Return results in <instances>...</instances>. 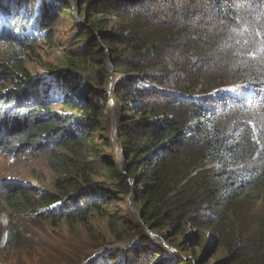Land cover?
<instances>
[{
  "label": "trees",
  "instance_id": "1",
  "mask_svg": "<svg viewBox=\"0 0 264 264\" xmlns=\"http://www.w3.org/2000/svg\"><path fill=\"white\" fill-rule=\"evenodd\" d=\"M76 4L83 25L72 20L70 50L34 81L24 57L40 33L49 42L71 0H0V84L15 87L0 91V154L41 150L56 175L52 194L38 198L32 187L0 185L6 255L21 246L16 217L30 211L101 222L116 241L152 233L187 255L142 246L110 254L112 264H194L199 249L219 256L215 264H264V0ZM229 86L242 94L219 93ZM129 194L140 221L108 209Z\"/></svg>",
  "mask_w": 264,
  "mask_h": 264
},
{
  "label": "rangeland",
  "instance_id": "2",
  "mask_svg": "<svg viewBox=\"0 0 264 264\" xmlns=\"http://www.w3.org/2000/svg\"><path fill=\"white\" fill-rule=\"evenodd\" d=\"M72 1L75 6V16L71 13L70 16L67 10L59 11L57 19L53 21L49 28V34H51L49 42L45 37L46 34L44 32L40 33V39L35 46V53L32 55L27 54V58L24 57L25 69L34 81L35 79L47 77L48 68H59L61 66V53L67 49L70 50L72 44L71 42L69 44L68 41H70L75 30L73 27L74 17L78 16L76 0ZM1 35L5 34L2 33ZM14 89L12 83L3 82L0 84V91L2 92H14ZM226 92L242 94L243 90L239 86H229L219 93ZM54 108L59 109L57 106H54ZM110 114V110H107L106 115L109 126ZM113 147L115 149V145ZM55 176V173L42 157L41 150L34 152L32 155L24 154L18 157L0 154V185L14 184L32 187V189L39 192H34L32 196L38 198L39 194H52V184ZM58 204L43 207L42 210L55 209ZM260 208L263 210L264 206ZM108 209L111 211L129 210L126 199L113 202L108 206ZM129 211L137 219L134 213L131 210ZM135 214H137L136 211ZM14 223L22 231L21 246L7 256L5 241L8 216L7 213L0 214V264H112L107 259L110 254L115 255L121 250L138 251L142 246L156 247L160 244L163 245L161 240L154 238L151 234L147 238L144 234H138L123 241H116V238L111 236L108 230L104 228V224L98 221H92L91 227L87 228L84 225L71 224L64 219L59 223L43 221L36 214L28 211L18 215ZM211 239L213 240V238ZM209 243H211L210 245L214 244L211 241ZM164 248L172 254L176 252L174 247L168 248L166 246ZM98 251L100 252L97 253ZM205 253V249L196 250L194 264H215V261L220 258L219 256H216L217 258H213L211 255L206 256ZM175 254V257H180L182 260L186 259L187 256L186 254L179 256L177 252ZM159 257H161L160 260L163 257L166 259V256ZM166 260L165 264H176ZM157 263V260H153V264ZM115 264L126 263L121 258Z\"/></svg>",
  "mask_w": 264,
  "mask_h": 264
},
{
  "label": "water",
  "instance_id": "3",
  "mask_svg": "<svg viewBox=\"0 0 264 264\" xmlns=\"http://www.w3.org/2000/svg\"><path fill=\"white\" fill-rule=\"evenodd\" d=\"M71 6H72V15L75 16L74 15L75 6L73 4V1L71 2ZM74 20L76 21V23L82 24L81 20L78 18L77 15H76V17H74ZM106 68H107L108 79H109L108 94L110 95L111 87H112V65H111V62H110L109 58L107 59ZM109 110H110L111 114H110V126H109L108 136H109L110 142L113 144V141H112L113 140V129H114V124H115V120H116V112H115L114 102L113 101L109 104ZM113 146H114V144H113ZM116 155H117L118 162L120 164V171L122 173H124L123 167H122V164H121L122 163L121 156L119 155L118 152H116ZM130 196H131V194H129L127 196V198H126L127 207L129 208V210H131L134 213V215L140 221V216L138 214H135V211H134L133 207L131 206V203H130V200H129ZM149 234H151V236H153L154 238H157V239L161 240L162 244L166 247V244L164 243V241L160 237H158L157 235H154L152 233H149ZM100 251H102V250H100ZM100 251H98L97 253H99Z\"/></svg>",
  "mask_w": 264,
  "mask_h": 264
},
{
  "label": "built area",
  "instance_id": "4",
  "mask_svg": "<svg viewBox=\"0 0 264 264\" xmlns=\"http://www.w3.org/2000/svg\"><path fill=\"white\" fill-rule=\"evenodd\" d=\"M113 100L111 99V97H110V101H109V104L112 102ZM114 102V101H113Z\"/></svg>",
  "mask_w": 264,
  "mask_h": 264
},
{
  "label": "clouds",
  "instance_id": "5",
  "mask_svg": "<svg viewBox=\"0 0 264 264\" xmlns=\"http://www.w3.org/2000/svg\"><path fill=\"white\" fill-rule=\"evenodd\" d=\"M1 185H3V184H1ZM175 253H176V252H175ZM175 253H174V254H175Z\"/></svg>",
  "mask_w": 264,
  "mask_h": 264
}]
</instances>
